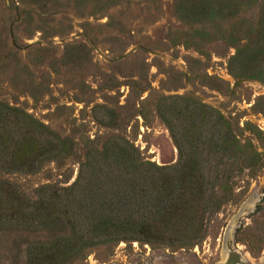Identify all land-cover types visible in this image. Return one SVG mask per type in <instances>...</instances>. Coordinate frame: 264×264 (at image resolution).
Segmentation results:
<instances>
[{
	"label": "rangeland",
	"instance_id": "obj_1",
	"mask_svg": "<svg viewBox=\"0 0 264 264\" xmlns=\"http://www.w3.org/2000/svg\"><path fill=\"white\" fill-rule=\"evenodd\" d=\"M100 2L96 10L78 0L46 6L0 0V102L26 111L73 144L71 156L45 161L34 171L0 168V184L7 181L23 203L35 199L41 185L67 186L86 146L112 135L160 165L175 162L177 149L156 107L161 95L191 94L188 88L264 153L243 129L250 121L264 132V87L236 82L228 65L232 47L214 39L201 51L186 47L190 27L176 16L175 0ZM257 14L253 7L241 17L254 24ZM108 110L114 116L107 125ZM234 192L232 201L207 218L205 239L191 249L120 242L90 250L77 264H264V167L245 171ZM22 227L0 221V264H10L14 242L26 235Z\"/></svg>",
	"mask_w": 264,
	"mask_h": 264
},
{
	"label": "trees",
	"instance_id": "obj_2",
	"mask_svg": "<svg viewBox=\"0 0 264 264\" xmlns=\"http://www.w3.org/2000/svg\"><path fill=\"white\" fill-rule=\"evenodd\" d=\"M78 2L103 6L100 0ZM174 7L190 27L186 47L201 51L205 41L222 40L234 49L228 65L236 82L264 83V0H175ZM253 7L254 24L241 17ZM156 110L177 149L171 164L151 161L128 139L112 135L86 146L72 183L41 185L28 203L1 182L0 221L21 222L26 233L14 242L10 264H77L90 250L120 242L187 250L205 239L207 218L233 200L237 178L264 167V153L238 134L239 125L191 94L161 95ZM108 114L107 125L114 116ZM243 129L264 148L257 125L245 121ZM72 154L70 139L0 102L1 169L30 172Z\"/></svg>",
	"mask_w": 264,
	"mask_h": 264
},
{
	"label": "water",
	"instance_id": "obj_3",
	"mask_svg": "<svg viewBox=\"0 0 264 264\" xmlns=\"http://www.w3.org/2000/svg\"><path fill=\"white\" fill-rule=\"evenodd\" d=\"M12 39H13V38H12ZM92 45H93V44H92ZM127 54H128V53H125V54L122 55L121 57H117V59L123 58V57L126 56ZM185 82H186V80H185ZM238 82H251V83H256V84L261 85V86L264 87V83H263V82H260V81H257V80H249V79H247V78H241V79L238 80ZM188 91L191 93L192 96H194V97H196L197 99H199V100H201V101L204 102V100H203L202 98H200L199 96H197V95H196L194 92H192L189 88H188ZM230 231H233V226H231ZM228 264H230V261H229ZM232 264H234V263H232Z\"/></svg>",
	"mask_w": 264,
	"mask_h": 264
}]
</instances>
